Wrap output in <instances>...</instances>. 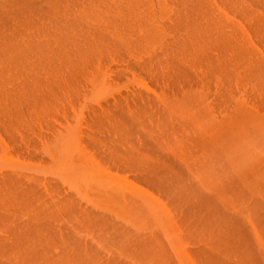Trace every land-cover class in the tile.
I'll use <instances>...</instances> for the list:
<instances>
[{
  "label": "bare ground",
  "instance_id": "6f19581e",
  "mask_svg": "<svg viewBox=\"0 0 264 264\" xmlns=\"http://www.w3.org/2000/svg\"><path fill=\"white\" fill-rule=\"evenodd\" d=\"M0 264H264V0H0Z\"/></svg>",
  "mask_w": 264,
  "mask_h": 264
}]
</instances>
